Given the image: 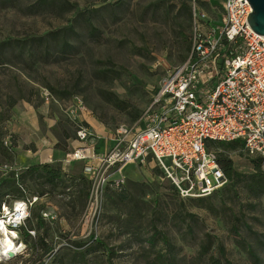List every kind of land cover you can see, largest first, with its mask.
I'll return each mask as SVG.
<instances>
[{
	"label": "rangeland",
	"instance_id": "rangeland-1",
	"mask_svg": "<svg viewBox=\"0 0 264 264\" xmlns=\"http://www.w3.org/2000/svg\"><path fill=\"white\" fill-rule=\"evenodd\" d=\"M212 2L215 7L207 2L197 6L219 24L222 1ZM191 4L0 0L1 144L9 135L23 150L38 144L40 151L55 154L43 163L66 174L63 189L41 196L34 189L26 192L39 197L26 222L35 238L22 235L26 247L0 264H264V210L260 197L250 196L242 184L224 186L204 198L181 199L148 160L132 166L133 175L141 167L147 176L126 180L118 189L107 186L99 216H89L85 224L87 198L84 207L77 201L84 188L78 178L83 163H64L76 147L79 127L100 137L96 147L102 152L109 148V133L138 122L151 106L167 71L188 58L194 38ZM45 91L51 99H45ZM76 102H81L82 112ZM27 108L33 109L38 131L13 132L21 127L20 115ZM70 111L74 120L68 117ZM95 126L102 127L104 138L95 134ZM224 150L237 172H253L256 158L239 148ZM23 170L0 155V178ZM6 200L13 201L11 196ZM43 212L53 214L54 220L39 226L36 217Z\"/></svg>",
	"mask_w": 264,
	"mask_h": 264
},
{
	"label": "built area",
	"instance_id": "built-area-1",
	"mask_svg": "<svg viewBox=\"0 0 264 264\" xmlns=\"http://www.w3.org/2000/svg\"><path fill=\"white\" fill-rule=\"evenodd\" d=\"M191 1L194 38L188 58L167 71L139 121L116 127L107 135L109 148L102 152L96 147L100 137L85 127L75 131L76 147L64 163H83L82 175L89 183L85 224L89 216H99L107 186L118 189L125 184L122 171L128 164L152 161L181 199L208 197L223 188L227 180L217 161L219 151L209 149L208 141L241 142L246 156L260 160L264 179V36L248 25V0H221L219 24L197 6L207 2L215 7L214 0ZM43 96L51 99L47 91ZM74 106L84 110L81 102ZM73 112L68 117L73 118ZM38 200L26 195L12 205L0 204V233L3 228L17 248L26 247L23 233L35 238L26 222ZM261 206L264 210V192ZM40 215L43 221L54 220L51 213ZM13 256L0 253V262Z\"/></svg>",
	"mask_w": 264,
	"mask_h": 264
},
{
	"label": "trees",
	"instance_id": "trees-1",
	"mask_svg": "<svg viewBox=\"0 0 264 264\" xmlns=\"http://www.w3.org/2000/svg\"><path fill=\"white\" fill-rule=\"evenodd\" d=\"M190 17H191V8H190ZM112 102L117 107H122V102L118 100L116 97L112 98ZM10 105L13 106L14 103ZM7 140L9 142L8 143L9 145L7 146L5 145L3 146V144H1L0 141V155L3 156L7 162L13 164L15 157L14 149L16 147L15 146L16 144L14 143V140L11 135H9V138ZM206 146L209 149H216L219 151L217 156V161L221 171L223 172L224 177L227 180V184L225 186L230 185L231 187L232 186L234 187L238 184H242L244 189L248 192L250 196H252L253 198L260 197V205H261V198L264 192V179L261 172L260 160L259 159L252 160L253 162L252 173L242 174L237 172L233 168L232 160L228 157L227 152H225L224 150L225 147L232 149L239 148L240 152H242L243 146L241 142L235 141L232 143H220V142L208 141L206 143ZM219 147H223L222 152L219 150ZM65 177L66 174L61 172V169L59 167L47 163L29 166L20 173H17V171H12L8 175L0 178V204L3 202H7L6 199H8L9 196H11L13 200L24 198L27 191L29 192L32 191L30 189H34L36 194H38L39 196L45 193L50 194L57 188L63 189L66 187V185L64 184ZM78 178L81 181H83L84 188L78 191L77 201L80 207H84L88 195L89 183L88 181L85 180V178L82 175L79 176ZM29 182L32 184L31 185L32 188H30V185H27V183ZM45 186L49 187L48 190L44 188ZM34 187H38V188L35 190ZM69 207L73 208V205L71 204ZM36 221L39 226L44 225V221L40 216L36 217ZM23 235L27 237L26 233H23ZM24 242L26 243V241ZM47 249L48 248H45V251H47Z\"/></svg>",
	"mask_w": 264,
	"mask_h": 264
},
{
	"label": "crops",
	"instance_id": "crops-1",
	"mask_svg": "<svg viewBox=\"0 0 264 264\" xmlns=\"http://www.w3.org/2000/svg\"><path fill=\"white\" fill-rule=\"evenodd\" d=\"M32 110H33L32 108L30 109L27 108L26 112L24 113L25 115L24 114L20 115L19 121L21 122V124L19 126L21 127H18L17 130L13 128L12 130L13 132L20 133L22 131L23 133V131H28V129L34 132L38 131L39 127L37 123V118L35 117V114L32 112ZM94 128H95L94 131L96 135H99L103 138L105 137V132L103 131L101 126L100 127L95 126ZM19 137H21L20 134L18 138ZM55 147H56V143H55ZM103 148H104V145L102 144V142H99V149L102 150ZM14 151L16 153L15 159H14V165L17 166L18 168H24V169L33 164L43 163L47 161L46 157H49L51 159V157L55 155L54 153H52L51 150H48V149L40 151L38 144H35V146H32L31 148H28L26 150H23L20 144H18L15 147ZM34 158H37L38 160H35V162L32 163V160H34ZM133 165L134 164H128L124 167L123 171H124L126 180L133 181V180H138L140 176H147L146 172H143L144 170L141 167H139L136 174L133 175V172H134V169L132 167ZM149 165L150 164H148V166Z\"/></svg>",
	"mask_w": 264,
	"mask_h": 264
},
{
	"label": "water",
	"instance_id": "water-1",
	"mask_svg": "<svg viewBox=\"0 0 264 264\" xmlns=\"http://www.w3.org/2000/svg\"><path fill=\"white\" fill-rule=\"evenodd\" d=\"M248 2L252 9L247 15L248 25L255 34L264 36V0H248Z\"/></svg>",
	"mask_w": 264,
	"mask_h": 264
},
{
	"label": "bare ground",
	"instance_id": "bare-ground-1",
	"mask_svg": "<svg viewBox=\"0 0 264 264\" xmlns=\"http://www.w3.org/2000/svg\"><path fill=\"white\" fill-rule=\"evenodd\" d=\"M0 234V253L2 255L13 256L23 249L22 246L17 248L16 245L13 244L12 240L9 238V236H7L3 228H1Z\"/></svg>",
	"mask_w": 264,
	"mask_h": 264
}]
</instances>
